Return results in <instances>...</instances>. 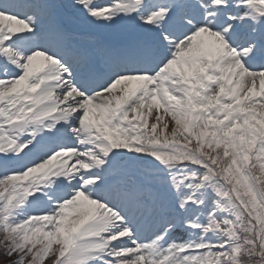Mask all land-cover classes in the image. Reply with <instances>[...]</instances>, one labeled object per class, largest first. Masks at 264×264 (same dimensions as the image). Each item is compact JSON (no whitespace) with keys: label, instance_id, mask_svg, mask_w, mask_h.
I'll use <instances>...</instances> for the list:
<instances>
[{"label":"snow or ice","instance_id":"6c2138e0","mask_svg":"<svg viewBox=\"0 0 264 264\" xmlns=\"http://www.w3.org/2000/svg\"><path fill=\"white\" fill-rule=\"evenodd\" d=\"M0 237L264 264V0H0Z\"/></svg>","mask_w":264,"mask_h":264},{"label":"trees","instance_id":"16d2710c","mask_svg":"<svg viewBox=\"0 0 264 264\" xmlns=\"http://www.w3.org/2000/svg\"><path fill=\"white\" fill-rule=\"evenodd\" d=\"M13 260H15L14 256L11 259H9L3 254V251L0 250V264H12Z\"/></svg>","mask_w":264,"mask_h":264},{"label":"rangeland","instance_id":"374dc122","mask_svg":"<svg viewBox=\"0 0 264 264\" xmlns=\"http://www.w3.org/2000/svg\"><path fill=\"white\" fill-rule=\"evenodd\" d=\"M14 258L16 259V257L14 256Z\"/></svg>","mask_w":264,"mask_h":264}]
</instances>
